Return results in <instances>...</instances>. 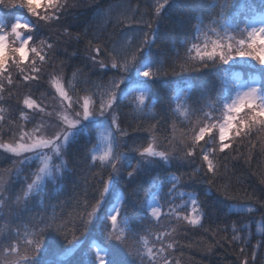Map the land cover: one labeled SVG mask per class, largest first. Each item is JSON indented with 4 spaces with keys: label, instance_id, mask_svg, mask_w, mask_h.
<instances>
[{
    "label": "snow or ice",
    "instance_id": "1",
    "mask_svg": "<svg viewBox=\"0 0 264 264\" xmlns=\"http://www.w3.org/2000/svg\"><path fill=\"white\" fill-rule=\"evenodd\" d=\"M172 3L144 0L143 8L139 3L135 8L118 4L108 13L106 24L121 29L120 38L103 43L106 29L98 28L89 36L90 25L81 32L73 23L78 17L73 14L69 20V9L77 3L0 0V101H5L7 91L11 106L12 88L17 86L33 91L44 88L53 101L48 110L31 94L25 95L16 101L18 119L5 116L7 110L0 107V156L9 162L0 171V214L10 202L7 215L18 220L49 183L67 178L69 158L78 145L85 162L79 174L83 187L71 205L62 202L53 206L51 215L41 214L9 228L0 239V264H51L45 259L51 249L62 246L72 252L86 245L83 264H173L174 244L167 239L185 226L204 228L198 195L178 191L182 177L206 180V194L215 188L225 199L236 198L227 184H217V178L227 168L223 162L244 159L245 149L250 162L256 141L264 147V0H245L243 11L235 14L233 0H197L192 5L198 13L196 22L176 35L173 55L162 59L152 49L160 17ZM25 12L35 22L25 18ZM42 28L62 29L61 35L69 38L65 51L71 41L87 40L86 61H91L92 69L98 66V77L107 80L91 81L79 68L71 79L62 70L57 72L59 45L47 38L36 45ZM10 64L17 70L15 77ZM47 68L53 70L46 75ZM213 70L223 73L230 87L205 91L195 100L179 98L175 104L169 93L166 107L159 99L152 105L157 83L170 76ZM242 73L249 75L245 78ZM129 116L137 122L135 127L127 124ZM161 121L171 128L170 135H157ZM178 128L182 129L179 136ZM142 131L147 135H131ZM132 154L135 163L129 162ZM174 161L191 170L180 176L169 172L172 184L164 204L152 195L155 185L144 188L135 183L145 166L170 168ZM15 185L19 191H10ZM118 192L123 195L114 202ZM245 195L264 208V199L254 191ZM177 198L182 203L176 204ZM237 210L256 211L253 206ZM247 228L234 223L230 237L227 227L204 230L214 239L224 232L218 243L236 247L239 264H256L264 236L253 244L252 234H244Z\"/></svg>",
    "mask_w": 264,
    "mask_h": 264
},
{
    "label": "trees",
    "instance_id": "2",
    "mask_svg": "<svg viewBox=\"0 0 264 264\" xmlns=\"http://www.w3.org/2000/svg\"><path fill=\"white\" fill-rule=\"evenodd\" d=\"M69 4L77 3L78 7L69 9V20L72 19V15L78 17L75 23L77 30L83 32L85 27H89V36L98 28L106 29L104 31L105 40L103 43H108V40H118L120 38L121 29H114L111 24H106L109 19L108 13L114 10L118 4L130 6L135 8L139 3L143 8L144 0H68ZM204 3H210L212 0H202ZM251 3L252 0H247ZM197 3V0H173L170 7H167L163 12L159 20V34L156 41V46L153 47V54L167 59L173 55L174 45L172 40L180 32L187 30L190 23H195V17L198 15L193 4ZM245 0H233V13H239L243 11V5ZM27 15V14H26ZM28 17V16H27ZM43 23V22H40ZM62 29H41V34L38 37L44 39H50L59 45V56L55 59L56 71L61 72L67 79L72 78V74L78 68L83 70L84 77L89 78L94 82H105L107 77L99 78L98 74L101 71L97 66L95 69L91 68V61H86V51L88 50L87 40L81 39L79 41H71L67 44V51H65V42L69 40L68 37L61 35ZM111 45L109 44V47ZM76 51L78 54L73 56L71 53ZM49 72H52V68H48ZM224 74L213 70L207 74H196L192 76H180V77H168L166 81L157 83L155 85L156 95L153 97L152 105L157 103V100L166 107L168 94L173 90L182 89L186 93V97L196 99L205 91H214L221 87V79ZM78 79L82 80L83 77ZM75 83V81H74ZM81 86H83L81 84ZM44 87H47L45 84ZM44 90L40 88L38 91H33L23 86H17L12 88V92L15 95V99L11 102V106H16V101L21 100V92L25 95L35 93ZM5 102H7L8 92L4 93ZM8 103V102H7ZM9 104V103H8ZM10 106V105H9ZM127 124L136 126L137 122L132 117H127ZM127 126V125H122ZM145 127L147 123L145 122ZM161 132L157 133L158 136L162 134H171V128L168 127L163 121L160 124ZM131 131V130H130ZM182 129L177 130L176 135H180ZM132 136H144L146 132L131 133ZM125 140L129 138L125 137ZM207 139V137H206ZM257 147L251 149L252 159L250 162H246L248 149H245L244 159H229L223 163L227 164L226 170L222 168L224 173L221 177L217 178V184H227L230 193L235 196V199H225L214 188L212 192L206 194L208 184L206 180L200 182L194 181L189 176L182 177L181 182L178 185L180 191L190 193L195 191L201 202L202 210L204 213V219L202 221L204 228H192L191 226H185L178 233H174L167 239L166 242L174 244L172 251L173 264H239V253L236 247H229L228 243H218L220 239L225 235L221 232L215 239L212 233L205 231L204 229L216 228L219 226L221 229L227 227V235H232L231 228L235 223V226L242 228L245 224L248 228L245 229L244 234H252V243L255 244L256 240L264 236V208H260L254 199H248L245 193H253L260 199H264V185L261 184V179H264V147L261 146V141H256ZM91 147V145H89ZM122 151H126V148H122ZM83 149L81 146H77L69 158L68 168L69 173L67 178L55 183H49L46 191L40 196L34 197L28 207L27 211H24L19 215V219L16 224H22L32 220L33 217H38L41 214L51 215L53 206L60 205L62 202L71 205L73 197L83 187V181L80 178L81 170L85 168V162L82 159ZM137 157L135 154L130 156L129 161L135 163ZM8 161L2 156L0 157V171L8 166ZM179 162L174 161L170 168L161 164L155 166H145L144 170L138 175L135 183L143 185L144 188H148L150 185H155L151 188L152 195L155 194L157 188L162 189L164 180L170 178L169 172L171 171L177 176L181 173L190 172V168L187 164L178 166ZM195 165H193L194 167ZM75 173V174H74ZM202 175V174H201ZM58 183V184H57ZM172 184V180L170 181ZM57 184V185H56ZM56 185V186H55ZM12 192H16L15 186L10 189ZM123 194V193H122ZM180 198L176 200V204H180ZM10 205V202L6 203L5 210ZM246 206H253L256 211L254 213L241 212L237 209ZM46 209V211H44ZM70 209L66 208L65 211ZM5 211V213H7ZM57 212H60V208H56ZM1 214L3 220H7L9 216L7 214ZM130 216L133 213L129 212ZM8 227L0 228V239H3L8 234ZM165 227L167 224L165 223ZM87 247V245L85 246ZM60 250H66L62 246H57L51 249L48 256L45 257L51 264H83L85 261L84 251L85 249H79L72 252L66 251L68 257L60 262H56L55 258L59 254ZM250 255V250H249ZM264 258V249L260 250L259 257L256 264H262ZM10 259V258H8ZM251 264V261H250Z\"/></svg>",
    "mask_w": 264,
    "mask_h": 264
},
{
    "label": "rangeland",
    "instance_id": "3",
    "mask_svg": "<svg viewBox=\"0 0 264 264\" xmlns=\"http://www.w3.org/2000/svg\"><path fill=\"white\" fill-rule=\"evenodd\" d=\"M17 11H19V10H17ZM25 14H27V13L25 12L23 14L25 18H32V17H26ZM32 19L34 20V18H32ZM34 22H35V20H34ZM27 34L28 33H24V35H27ZM39 39H44V38L43 37H40ZM39 39L36 40V45L37 46H39ZM28 63H30V61L26 62V64H28ZM10 69H11V72H12L13 77H15L16 74H17V70L15 69L14 66H11V64H10ZM26 71H27V68H26ZM47 72H49V69L48 68L46 69V73H45L46 75H47ZM59 72H60V70H59ZM5 87H8L7 84H6V82H5ZM20 96L23 98L25 96L24 92H21L20 93ZM34 98L39 103H41L42 105L48 106V110H51V105L53 103L52 97L51 96H48V95H45L44 94V90H41L40 92L35 93L34 94ZM0 107H4L7 110L5 112V116L12 115L13 117H15V118L18 119L19 113L15 111V106H9V104L7 102L0 101ZM28 127H31V125L29 124ZM178 191H180L179 188H178ZM166 193L167 192L165 190L159 189V192L156 190V192H155V194H153V196H156L157 199H160V202L162 204H164L165 203V200H164L163 197L165 196ZM177 200H178V198H177ZM180 202L182 203V200ZM6 203H8V202H6ZM6 224L9 225V226H12L11 223H10V219L6 220ZM262 264H264V258H263V263Z\"/></svg>",
    "mask_w": 264,
    "mask_h": 264
}]
</instances>
